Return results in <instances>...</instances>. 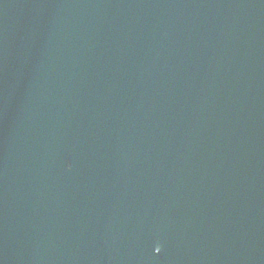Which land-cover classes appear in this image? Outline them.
Wrapping results in <instances>:
<instances>
[{
  "label": "water",
  "instance_id": "95a60500",
  "mask_svg": "<svg viewBox=\"0 0 264 264\" xmlns=\"http://www.w3.org/2000/svg\"><path fill=\"white\" fill-rule=\"evenodd\" d=\"M0 264H264V0H0Z\"/></svg>",
  "mask_w": 264,
  "mask_h": 264
},
{
  "label": "snow or ice",
  "instance_id": "6c2138e0",
  "mask_svg": "<svg viewBox=\"0 0 264 264\" xmlns=\"http://www.w3.org/2000/svg\"><path fill=\"white\" fill-rule=\"evenodd\" d=\"M157 251H159V248H157Z\"/></svg>",
  "mask_w": 264,
  "mask_h": 264
}]
</instances>
